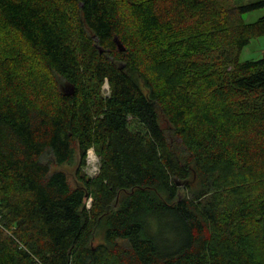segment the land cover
<instances>
[{"label": "trees", "instance_id": "16d2710c", "mask_svg": "<svg viewBox=\"0 0 264 264\" xmlns=\"http://www.w3.org/2000/svg\"><path fill=\"white\" fill-rule=\"evenodd\" d=\"M260 7L0 0V264H264Z\"/></svg>", "mask_w": 264, "mask_h": 264}, {"label": "rangeland", "instance_id": "374dc122", "mask_svg": "<svg viewBox=\"0 0 264 264\" xmlns=\"http://www.w3.org/2000/svg\"><path fill=\"white\" fill-rule=\"evenodd\" d=\"M241 1L243 4H248V3H252V2H257L258 0H241ZM263 17H264V7H260L258 9H255L254 11H251V12L244 15V19L247 22H256L260 18H263ZM263 57H264V36L257 37L255 39H253L251 41V43L247 47H245L242 50V52L240 53V60L241 61L260 60ZM103 89L106 93L109 92L108 83H105ZM50 158L51 157H49V160H51ZM79 162H80V157H79V154L77 153L74 161L71 164L63 165L60 167H56L55 165H53L52 169L53 170H62L64 172H66V174L70 177V179L74 183V176H75V172L78 168ZM99 170H100L99 158L97 157L94 149H91L88 152L87 164L84 168V171L90 177H95L99 174ZM101 242H102L101 237L96 238V240H95L96 244L101 243Z\"/></svg>", "mask_w": 264, "mask_h": 264}, {"label": "water", "instance_id": "95a60500", "mask_svg": "<svg viewBox=\"0 0 264 264\" xmlns=\"http://www.w3.org/2000/svg\"><path fill=\"white\" fill-rule=\"evenodd\" d=\"M115 41H116V44H117L119 50L120 51L124 50L123 44L119 41V39L116 38Z\"/></svg>", "mask_w": 264, "mask_h": 264}]
</instances>
